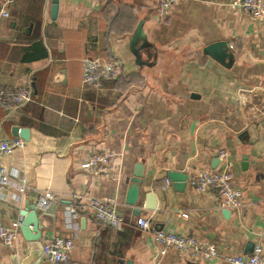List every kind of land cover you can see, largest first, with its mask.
Returning a JSON list of instances; mask_svg holds the SVG:
<instances>
[{
    "label": "crops",
    "instance_id": "crops-1",
    "mask_svg": "<svg viewBox=\"0 0 264 264\" xmlns=\"http://www.w3.org/2000/svg\"><path fill=\"white\" fill-rule=\"evenodd\" d=\"M232 1L178 0L159 20L158 0H58L55 18L51 0H13L0 16V87L29 85L34 100L12 114L0 108V139L19 137L14 127L28 130L24 146L3 158L11 181L24 179L26 190L0 197V225L19 221L42 190L57 198L44 207L41 238L0 241V261L53 264L41 254L52 235L74 242L66 264H227L222 256L247 255L256 244L264 252V121L238 102L241 90L264 101V19ZM219 42L228 47L221 61L205 51ZM85 57L117 60L120 76L84 86ZM102 147L114 154V177L81 168ZM224 161L243 194L237 209L223 207L215 189L200 193L190 184ZM137 164L141 194L151 193L154 205L133 214L124 199ZM171 171L187 176L181 190ZM108 196L119 202L120 228L104 226L87 207L90 197ZM67 205L75 208L70 226ZM140 217L151 231L209 240L219 257L160 256L136 226Z\"/></svg>",
    "mask_w": 264,
    "mask_h": 264
},
{
    "label": "built area",
    "instance_id": "built-area-1",
    "mask_svg": "<svg viewBox=\"0 0 264 264\" xmlns=\"http://www.w3.org/2000/svg\"><path fill=\"white\" fill-rule=\"evenodd\" d=\"M178 0H158L155 8V16L162 20L167 17L171 8ZM13 0H0V16H8V7ZM232 8L245 10L254 21L264 19V0H233ZM121 74L120 64L113 58H90L82 60L81 82L84 86L99 88L104 81L114 80ZM34 100L31 86L19 88L0 87V108L12 114ZM239 105L250 113L251 119L264 121V101L254 96L253 92L241 90L238 94ZM25 141L20 137L10 139H0V197L10 190L16 189L19 194L26 190V182L21 179L12 182L6 171L3 158L18 148H22ZM113 152L102 147L99 151L90 154L81 168L91 169L99 174L114 177L113 172ZM221 160L226 159L225 150L218 152ZM168 182V181H167ZM190 184L200 193L215 189L220 198V204L226 208L237 209L242 205V192L235 185L234 175L229 164L224 161L218 169H202L190 180ZM54 191L47 188L42 190L38 196V205L47 207L56 200ZM119 202L115 197H90L87 207L95 220L107 227L120 228L124 223V217L118 209ZM65 220L67 226L71 225V219L75 215V208L72 205L65 206ZM19 221L10 226L0 225V241L5 245H12L19 236ZM136 226L148 232L153 244L156 245L160 256L168 251L174 250L187 255L189 258L204 261L219 257L218 250L214 243L205 239H198L194 236L178 234L171 230L150 229L147 218H138ZM74 248L71 238L61 236H48L44 239L41 254L50 263L66 264L69 261L70 253ZM222 260L227 264H264V252L259 244L254 245L251 253L232 254L222 256ZM0 264H6L0 261Z\"/></svg>",
    "mask_w": 264,
    "mask_h": 264
},
{
    "label": "water",
    "instance_id": "water-1",
    "mask_svg": "<svg viewBox=\"0 0 264 264\" xmlns=\"http://www.w3.org/2000/svg\"><path fill=\"white\" fill-rule=\"evenodd\" d=\"M58 9V0H51V17L55 18ZM228 47L225 42H219L212 44L206 48L205 51L208 52L214 59L221 61L223 56H227ZM221 55V56H219ZM256 130V125L251 127V131ZM12 134L14 136H19L24 140H28V130L25 128L14 127ZM141 165L137 164L133 175L128 178V187L125 193L124 203L126 205V211L133 214H139L140 205L143 203V207L146 209L153 208L154 198L151 193L147 192L143 195L140 191V184L142 180ZM168 178L173 181L175 187L180 190L184 187L187 176L185 174H180L178 172H168ZM47 208L44 209L38 205L37 195L34 198H30L23 210L20 212L19 220V232L21 236L27 242H36L42 236L43 228H47L43 224L44 218H47ZM126 264H130L127 262Z\"/></svg>",
    "mask_w": 264,
    "mask_h": 264
}]
</instances>
